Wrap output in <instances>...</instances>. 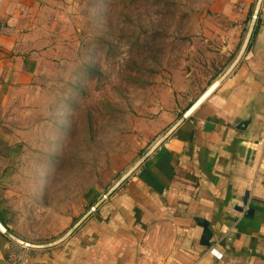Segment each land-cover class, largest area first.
I'll use <instances>...</instances> for the list:
<instances>
[{
  "label": "crops",
  "instance_id": "crops-1",
  "mask_svg": "<svg viewBox=\"0 0 264 264\" xmlns=\"http://www.w3.org/2000/svg\"><path fill=\"white\" fill-rule=\"evenodd\" d=\"M73 1L0 0V221L31 243L37 241L21 234L39 233L35 220L41 212L48 220L42 233H52L43 205L50 181H42L38 195L20 187L23 171L34 169L25 164L30 150H45L44 142L32 141V125L19 124L32 93L76 58ZM257 1L223 2L202 40L205 91L179 108L180 91L197 86V69L203 67L187 64L186 77L167 90L157 116L148 120L152 126L141 132L139 152L124 160L125 173L231 66ZM64 144L60 139V153ZM263 150L264 0L233 72L86 223L49 249L24 247L0 231V264H11L13 257L20 264H264Z\"/></svg>",
  "mask_w": 264,
  "mask_h": 264
},
{
  "label": "rangeland",
  "instance_id": "rangeland-1",
  "mask_svg": "<svg viewBox=\"0 0 264 264\" xmlns=\"http://www.w3.org/2000/svg\"><path fill=\"white\" fill-rule=\"evenodd\" d=\"M223 2L73 1L70 38L77 48L76 58L64 74L41 86L40 93L33 92L34 100L28 97L23 108L26 119L19 124L32 125V141L44 142V152L36 148L26 157L25 164L33 163L34 169L23 171L20 187L38 195L44 188L42 181H50L43 205L51 214L52 233H42L48 220L41 212L35 220L39 233L24 232L23 237H32L38 244L57 241L125 174L124 160L139 152L141 132L145 135L152 126L148 120L157 116L167 90L177 87L178 77H186L187 64L196 61L203 66L202 40ZM197 70V86L180 91L181 110L206 89L203 76L208 68ZM60 139L65 143L61 153ZM59 229H65V234L54 235Z\"/></svg>",
  "mask_w": 264,
  "mask_h": 264
},
{
  "label": "water",
  "instance_id": "water-1",
  "mask_svg": "<svg viewBox=\"0 0 264 264\" xmlns=\"http://www.w3.org/2000/svg\"><path fill=\"white\" fill-rule=\"evenodd\" d=\"M263 3V0H258L256 8L254 10L251 23L249 26V30L245 39V42L237 56V58L234 60V62L231 64V66L226 70V72L201 96V98L182 116V118L164 135L162 136L155 144L148 150V152L141 157L140 160H138L114 185L113 187L107 191L106 194H104L96 203L94 206L91 207V209L87 212V214L81 218L75 226L64 236L59 238L57 241H53L46 244H38V243H31L22 240L18 236L11 233L9 230L6 229V227L2 224L0 221V231L11 238L13 241L17 242L18 244L27 247V248H34V249H49L56 247L63 242H65L69 237L74 234L82 225L85 223L102 205L105 203L133 174L135 171L138 170V168L145 162V160L150 157V155L159 148L170 136L171 134L220 86V84L233 72V70L236 68L242 57L244 56L248 45L251 40V36L254 30V27L256 25L260 8Z\"/></svg>",
  "mask_w": 264,
  "mask_h": 264
},
{
  "label": "built area",
  "instance_id": "built-area-1",
  "mask_svg": "<svg viewBox=\"0 0 264 264\" xmlns=\"http://www.w3.org/2000/svg\"><path fill=\"white\" fill-rule=\"evenodd\" d=\"M263 158H264V150H263ZM21 259L18 257H13L11 264H20Z\"/></svg>",
  "mask_w": 264,
  "mask_h": 264
}]
</instances>
